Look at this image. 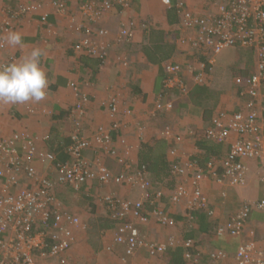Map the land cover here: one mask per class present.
Masks as SVG:
<instances>
[{
    "label": "built area",
    "instance_id": "obj_1",
    "mask_svg": "<svg viewBox=\"0 0 264 264\" xmlns=\"http://www.w3.org/2000/svg\"><path fill=\"white\" fill-rule=\"evenodd\" d=\"M166 8L175 6L183 18L181 33L175 41L184 51L183 61L164 63L165 89L160 92L150 110L152 118L158 114H170L175 105L174 94L187 97L192 87L208 85V65H214L216 57L226 50L245 48L255 53V68L247 86L240 91L237 112L217 109L207 128L178 131L173 124L164 123L159 137L168 146L172 177L175 185L171 190L154 185L148 174L138 167V156L129 142L128 134L136 131L143 139L146 127L135 119L133 108H122L119 94L114 93L102 103L110 118L109 126H98L85 135L76 128L68 136L70 145L65 149L66 160L61 161L49 149L37 145L36 138L24 130L4 134L0 130V264H69L73 247L80 239L88 238L89 225L85 214L66 206L57 196L60 191L82 194L87 197L100 188L110 185L122 187L130 196L105 195L106 218L111 223L105 230L104 251L116 253L122 250L121 261L145 252L151 258L161 259L168 251L184 249L183 257L188 264H197L202 258L192 238L181 239L172 234L177 227L170 208L184 206L183 220L191 228L196 224V212L210 214V197L204 184L212 182L223 187L241 188L248 182L251 163H256L259 179L264 183V0H214L206 9L187 8L184 2L160 0ZM133 0H84L79 7V17L87 22L83 38L75 44L78 55L97 59L101 65L110 62L113 47L107 39L118 45L132 41L134 24L121 25L112 38L105 28H95L104 15L116 7L126 10ZM67 4L56 3L59 13H65ZM40 4L20 6L15 14L9 12L0 26V55L7 47L5 34L13 30V20L22 15L39 14ZM43 24L46 16H41ZM71 18V26L76 22ZM70 26V24H69ZM4 33V34H3ZM3 34V36H2ZM10 62L0 60V65ZM123 67L129 65L122 56L116 58ZM77 96L82 95L79 85L69 84ZM92 101L86 95L75 106L78 120L85 118ZM232 109V108H231ZM78 127L81 124H76ZM205 138L209 142L228 145V153L214 158L204 165L186 157L181 146L186 142L197 143ZM236 137L235 139H233ZM48 137H44L46 141ZM87 153H93L89 159ZM104 153L120 167L114 172L102 157ZM200 153L195 146V154ZM223 198L226 190L221 191ZM150 201L149 207L145 204ZM264 213V198L247 200L240 210L226 223L218 227V236H230L239 240L236 253L229 257L224 251L208 254L212 263L264 264V241L257 240L254 231L248 229L251 212ZM90 214V213H89ZM91 215V214H90ZM158 225L168 231L164 240L153 241L144 235L143 229Z\"/></svg>",
    "mask_w": 264,
    "mask_h": 264
},
{
    "label": "crops",
    "instance_id": "obj_2",
    "mask_svg": "<svg viewBox=\"0 0 264 264\" xmlns=\"http://www.w3.org/2000/svg\"><path fill=\"white\" fill-rule=\"evenodd\" d=\"M53 1L58 2L59 0H0V26L5 18L7 7L11 6L13 8L21 3L24 5H26L25 3H39L42 5V13L48 16L47 24L41 22L38 14L22 17V20L18 22L13 31L21 33L23 37V47L11 46L7 41L8 35L6 34L7 47L0 55V60L4 62L18 61L22 57H26L32 49L40 48L44 53L42 65L49 78L47 95L45 99L40 101L41 104L38 105L39 109L43 110V113L30 116L29 119L26 120H19L18 118L23 114L17 110L15 106L11 107L0 103V109H3L0 116L1 132L5 131L12 133L15 130L24 129L30 131L31 135L48 137L46 141L40 142L41 147L51 151H54L53 148H57V146L63 147L64 149L67 148L70 145L68 135L71 130L68 129L67 132L65 125L68 121L64 120H66L69 115V108L77 100L75 92L70 89L71 87L69 84L71 83H78L80 87L85 88V91L93 97L91 98V105H88V115L94 119L96 123L95 126L97 127L99 125L109 126L111 123L110 118L107 116L101 104L110 99L111 95L114 93V89H120L122 91V108H133L136 116L135 119L132 120V123L136 124L137 121H142L143 125L146 127V135L143 139H139L137 136H133L129 139L137 156L142 144H156V141L160 139L159 131L164 123L173 124L178 131H184L190 126L199 130L204 127L202 109L191 104L188 98H178L176 95H174L176 96L175 101L177 102V109L175 112L170 114H158L155 118L149 115L150 110L153 108V103L162 89V81L165 72L158 64H152L147 61L139 52L128 51L127 48H129V46H118L115 48L111 53L110 62L104 64V66L96 59L75 54L72 47L74 42L81 38V35L78 37V35L75 34L76 32L69 28V14L66 12L58 13L54 10L52 7ZM172 1L174 3L184 2L187 8H196L200 11L206 9L208 5V2L206 3L208 0ZM71 3L72 2H68V5ZM75 5L76 4H72V7H75ZM170 11L171 10L166 8L160 0H133L130 8L126 10L116 7L108 12L99 26L108 29L112 33V38H114L118 34L123 23H134L135 37L132 40L133 44H131V47L138 49V47L149 41L147 39L148 33L142 27V23L144 22H149L152 28L162 31L165 35L169 34V30L172 28L170 21L175 20V16H177L174 12ZM68 46L70 48L65 56V61L63 63L64 69L62 68L61 73H57L58 70L52 71L53 65L56 63L54 62L56 59L55 52L60 50L62 53L60 57H62ZM55 49L57 50L54 51ZM118 53L130 60V69L124 70L114 64L115 56ZM7 56L8 58L6 59ZM177 57V54H175L171 59H177ZM179 57L181 58V55ZM4 58L5 60H3ZM134 88H137L138 92H135ZM63 91H65L68 96L60 95L57 98L55 97L56 94ZM233 92L234 91H229L227 94L223 95L222 100L226 97L224 100L225 102L227 101L228 104L230 103L229 101L232 102L233 100L234 103L237 104L239 99L234 98ZM180 103L184 104L183 108H180ZM192 114L193 119H189L192 117ZM6 122L10 123L8 127L5 125ZM131 133L133 132L128 134V138ZM235 138L236 137L233 139ZM55 142H60L61 145H56ZM192 144L195 150L196 143ZM105 161L114 172L120 171V167L114 159L105 157ZM257 173L261 175L262 172H258V167L255 162L251 163L248 185L243 188L223 187L218 184H212V182L204 184L205 192L208 193L210 197V214L207 211H203L202 213L210 218L209 221L207 219L206 221L214 227V233H216L219 226L226 224L230 218L240 210L243 200L264 198V183L261 182ZM218 190L220 192L226 190L227 197L223 198L221 196L222 199ZM95 204L97 205V213L95 215L93 212L95 220L90 225V227L92 225L95 227L94 232L90 230L88 238L78 241L70 253L69 264H76L74 258L78 260L77 264L121 263V260L118 258L122 252L121 249L118 250L117 254H108L104 251V234L105 230L110 228V225L105 222V220L108 221V219L106 218L102 202L97 200ZM170 210L171 213L175 215L172 216L177 218L178 226L183 225L184 220L182 214L184 206H174L171 207ZM176 212H178V214ZM198 227L199 224L196 223L193 228L194 236L188 234L186 236L181 235L179 238L187 239L189 237L195 240L196 248L200 252V256H202L200 264H203V261L208 262L205 264H213L208 260V254L215 250H224L229 256L234 255L239 244L237 238H232L230 236L218 238V236L215 235V237H210L208 235L210 230L201 232L198 230ZM248 229L256 232L257 240L264 241V213L256 212L248 222ZM149 230V236L153 239L157 238V240H162L169 233L154 224ZM170 232H172V230ZM176 232L181 234L182 230L179 231L176 229ZM146 256H148L147 253L139 252L138 255L130 258V260L124 264H170L168 257L154 261ZM221 264H229V262H222Z\"/></svg>",
    "mask_w": 264,
    "mask_h": 264
},
{
    "label": "trees",
    "instance_id": "obj_3",
    "mask_svg": "<svg viewBox=\"0 0 264 264\" xmlns=\"http://www.w3.org/2000/svg\"><path fill=\"white\" fill-rule=\"evenodd\" d=\"M212 1L214 0H208L206 1V3L208 2V5H209V3ZM168 9L171 10L170 12H174V14L178 16V17L175 16V20L170 21L172 28H170L171 30H169L168 35H165V33H163L160 30H155V28H152L149 22H144L142 23V27L148 33L147 34V39L149 40L148 42L138 47V49H134V47H131L132 46L131 44H133L132 41H123L122 43H120V46H129V48H127L128 51L130 52L134 51L137 53L139 52L150 63L158 64L161 67V69L164 70L165 73L166 71H165V67L163 66V64L169 61H177V63L178 62L181 63L183 60L179 56L180 55L182 56V54H184V51H181L178 45H176L175 41L174 43L172 42L173 39L176 40V38H178L179 34L181 33L182 25H183V18L181 17V15H179L178 13L179 9L177 7L172 6L171 8H168ZM195 10L196 8H193L192 11H195ZM133 28L135 31V24ZM229 50H231L230 52H232L233 50V54L236 55V58H237L235 62L233 60V63H231V65L228 66V70H229L228 74L230 75V78L235 79L234 81H232L233 86L235 87V89L232 91H234L233 92L234 98L237 99L239 98L240 91L243 90L248 84L250 75L252 74L255 68L256 58H255V53L252 49L236 48V49H229ZM175 54H177L178 56L177 59H171ZM219 56L220 55L216 57V63L214 65L212 64L208 65L207 74H210L213 71L215 73V69L219 66V64H222L221 62H218ZM231 57H232V54H231ZM245 59H247L248 62L240 65L239 63L243 62ZM126 61L129 63L127 68L123 67L121 64H119V62H116V59H115L114 64L116 66L123 68L124 70H128L131 67V62L127 59ZM215 76L217 77V75L215 74L212 78L207 80L209 83L208 85L192 87L191 90L189 91L188 96L186 97L188 98V101L191 104H194L198 108L202 109L203 121L205 124L203 128L208 127V125L210 124L211 118L213 117L217 109H224V110L234 111V112H237L240 109L239 105L234 103V100L232 102L229 101L230 102L229 104L227 102L222 101V97L224 95L223 91L229 88L228 87L222 88L221 87L222 84H219L218 80L215 79ZM166 77L167 76L165 74L163 81H162V89L160 92H162L163 90L168 91L164 88L165 87L164 81ZM134 90L135 92L136 91L138 92L137 88H134ZM174 97H172L171 100L173 101L175 108L171 113L175 112L177 109L176 108L177 102L175 101L176 96ZM219 103L221 104L222 107H219V108L214 107L215 105H218ZM183 107H184V104L180 103V108H183ZM191 129L199 130L197 128H191ZM58 144H60V142L56 143V145ZM196 147L198 151H200V153L193 154L191 159L197 161L201 165H204L207 161L212 160L214 158H221L226 153H228V149H229L228 145L212 143L202 137L201 139L197 140ZM53 150L54 151L52 152H54L58 156L59 160L61 161L66 160L65 149L63 147L57 146V148H53ZM167 152H168L167 143L161 139H158L156 141V144L154 145L142 144L141 149L138 154V167L140 168V170H143L148 174L149 178L151 179V181L154 183L155 186L156 184L159 187H164V185L165 186L168 185V187L166 186V188H168V190H171L174 188L175 182L172 177L173 175H172L171 163L169 161ZM149 205H150V201H147L145 206L149 207ZM255 213L256 212L254 211L251 212L250 217H252ZM195 217H196L197 224L199 222L198 230H200L201 232H207L210 230V233L208 234L210 237L211 236L215 237L217 235V234L215 235L214 233V227L210 225L208 222L210 219L209 217H207L202 212H196ZM206 219L208 221H206ZM184 252H185L184 249L178 248L173 251H168V253L164 257L169 258L170 264H187L183 257Z\"/></svg>",
    "mask_w": 264,
    "mask_h": 264
},
{
    "label": "rangeland",
    "instance_id": "obj_4",
    "mask_svg": "<svg viewBox=\"0 0 264 264\" xmlns=\"http://www.w3.org/2000/svg\"><path fill=\"white\" fill-rule=\"evenodd\" d=\"M97 1V0H96ZM56 3H57V1H53L52 2V7L54 8V10H55V6H56ZM27 6L29 5V3H25ZM72 4H76L75 5V7H72V5H71V7L69 8V10H70V12H73V14H74V12H76V10H79V7L83 4V0H73L72 1ZM26 5H24V4H17L15 7H11V6H9V7H7V11H6V15L5 16H8L9 15V12H11V14H15L17 11H18V8L20 7V6H26ZM28 15H31V14H28ZM28 15H22V16H20L19 18H17V19H15V20H13V25L14 26H16L17 24H18V22H20L22 19V17H28ZM68 17H70V18H75L76 16L75 15H71V16H68ZM70 23V26H69V28L72 30V31H74V32H76L75 34H77L78 35V37L80 36V31L79 32H77L76 30H74V29H72L73 27L74 28H76V29H80L81 30V28H84V27H86V26H88L89 24H87V22H84V21H82V20H79V21H76V22H74V24H72V26H71V22H69ZM95 28H97V25L95 26ZM4 34V33H3ZM3 34H2V36H3ZM7 35L9 34V33H6ZM5 34V41H6V35ZM4 37V36H3ZM78 40V39H77ZM75 41L74 43H77L78 41ZM107 41L108 42H111L112 43V45H113V47L111 48V50H110V52H109V57H111V53L114 51V49L115 48H117L118 46H120V45H118L116 42H113V41H111V40H109V39H107ZM6 45H7V43H6ZM74 45V44H73ZM69 46L67 47V49H66V51H65V53H64V55L62 56V57H60V54H62L61 53V51L60 50H57V49H55L54 51H56L55 52V56H56V59H55V61L54 62H56L54 65H53V69H52V71H54V70H58V72L57 73H61V70H62V68L64 69V66H63V63H64V61H65V56H66V53L68 52V50H69ZM231 50H226L224 53H222L219 57H218V62H221L222 64H220L216 69H215V73H214V71L212 72V73H210V74H208V77L209 78H212L215 74L217 75V77L215 76V79L216 80H218V82H219V84H222L221 85V87L223 88V87H228L229 89H226V90H224L223 91V93H224V95L225 94H227L229 91H232V90H234L235 89V87L233 86V83H232V81H234L235 79L234 78H230V75L228 74V72H229V70H228V66H230L231 65V63H233V60H234V62H235V60H237V58H236V55H234L233 54V50H232V52H230ZM231 54H232V57H233V59H232V57H231ZM120 56H122V57H124L125 59H127L125 56H123V55H121V54H117L116 56H115V59L116 58H118V57H120ZM230 56V57H229ZM226 57V58H225ZM8 58V56L6 57V59ZM224 58V59H223ZM3 60H5V58L3 59ZM128 60V59H127ZM223 60V61H222ZM130 61V60H129ZM226 61V62H225ZM246 62H248V60L247 59H245L243 62H240L239 64L240 65H242V64H244V63H246ZM52 65V64H51ZM220 67V68H219ZM219 68V69H218ZM229 80H231V81H229ZM86 86V85H85ZM73 92H75L74 91V89H72V88H70ZM86 89L85 88H83V87H79V91L82 93V95H86L87 97H88V99L90 100V101H92L91 100V98H93L89 93H87L86 91H85ZM48 91V90H47ZM51 91V90H50ZM114 93H116V94H119V96H120V99H121V101H122V95H123V93H122V91L120 90V89H114ZM113 93V94H114ZM112 94V95H113ZM60 95H65V96H68L67 95V93L65 92V91H63V92H59L58 94H56L55 95V97L57 98V97H59ZM82 95H80V96H77V93H75V96H76V101L71 105V107L69 108V110H68V112H69V115L67 116V118H66V120H64V121H68L67 122V124L65 125V129L67 130V132H68V129L69 130H71V132H73V131H75V129L76 128H80L81 129V132H84L85 133V135H87L88 133H89V130H93L94 128H97V126H95L96 125V123H95V121H94V119H92L89 115H88V110H89V108L87 109V112H85V114H86V117L85 118H81L80 120H78V116H79V114H77L76 112H75V106H76V104L79 102V100L81 99V97H82ZM224 99H226V97L224 98ZM222 100V101H224L225 102V100ZM227 102V101H226ZM2 104H5V105H9V106H15V108H17V110H19L23 115H20V118H18L19 120L20 119H23V120H26V119H29V117L30 116H36V115H38V114H40V113H43V110H40L39 109V106L38 105H40L41 103L40 102H32V101H29V102H26V103H22V104H6V103H2ZM89 104H87V106H88ZM214 107H216V108H219V107H222L221 106V104L219 103L218 105H215ZM14 110V109H13ZM3 111V109L1 110L0 109V116H1V112ZM15 111V110H14ZM88 115V116H87ZM108 116V115H107ZM191 116V115H190ZM16 117V116H15ZM32 118H35V117H32ZM0 119H1V117H0ZM189 119H193V114H192V117H190ZM93 122V123H92ZM9 122H6L5 123V125L8 127L9 126ZM76 124H81V126L80 127H78ZM171 124V123H170ZM100 126V125H99ZM101 126H103V125H101ZM69 127V128H68ZM191 128H195V127H193V126H190V127H188L184 132H187L188 133V131L191 129ZM62 129H64V128H62ZM64 129V130H65ZM19 130H24V129H19ZM61 130V129H60ZM24 131H26L27 133H31L30 131H27V130H24ZM70 132V133H71ZM133 132V131H132ZM3 133L4 134H8V133H10V132H5V131H3ZM69 133V134H70ZM69 136V135H68ZM133 136H135L136 137V131L134 130V132L133 133H131V135L129 136V138L128 139H131ZM33 137L34 138H36V143H37V145H39L40 146V142L41 141H43L44 140V137L43 136H38V135H33ZM66 149V148H65ZM181 149H182V151H183V153H184V155L186 156V157H189V156H191L192 154H194V152H195V150H194V145L192 144V143H189V142H186L185 144H183L182 146H181ZM194 150V151H193ZM193 151V152H192ZM101 155H103V156H106V155H104V153H101ZM222 155H224V154H222ZM221 155V156H222ZM87 157L89 158V159H92V158H94V154L93 153H87ZM107 157V156H106ZM102 159L105 161V157L103 158L102 157ZM106 162V161H105ZM107 164V163H106ZM257 175L259 176V173H257ZM248 185V182H247V184H246V186ZM167 187H168V185H166ZM166 186L164 185V188L165 189H167L168 190V188H166ZM246 186H244V187H246ZM97 189V193H96V195H95V193H93L94 195L93 196H89V197H87V196H85V195H82V194H78V195H75V194H73V193H71V192H65L64 190L63 191H60L59 193H58V197L59 198H61L62 199V201L66 204V206L67 207H69V208H71V209H73V210H75V211H78V212H81L82 213V215L83 214H85L86 216H85V221H87L86 223H88V225H89V232H90V230L91 231H93L94 232V228L95 227H93V225L90 227V225L92 224V222H94V216H93V212L95 213V215H96V213H97V203L95 204V202L97 201V200H100L101 201V199L105 196V195H108V194H113V195H117V196H124V195H126V196H130V197H132V198H134V199H136V198H138V193L137 192H132L131 194H129V192H127L126 191V189H124V188H122V187H118V186H114V185H110V186H108V187H103V188H100V187H96ZM241 188H243V187H241ZM219 191V190H218ZM219 193H220V197H221V192L219 191ZM222 198V197H221ZM223 199V198H222ZM246 202L247 200H243L242 202H241V206H242V203L243 202ZM92 214V215H90V214ZM177 214H178V212H176ZM234 216V215H233ZM232 216V217H233ZM231 217V218H232ZM230 218V219H231ZM105 222L107 223V224H109L110 225V228H112L111 227V223H109L107 220H105ZM184 224L183 225H181V226H178L177 225V227H174V228H172L171 230H172V234H176V236L178 235V236H181V235H183V236H186V235H190V236H194V229L193 228H191L189 225H188V223H186V222H183ZM198 224H199V222H198ZM110 228H107V229H110ZM176 229H178L179 231H181L182 230V233L180 234V233H177L176 232ZM144 231H142V232H144V235H148L149 236V234H150V230L149 229H143ZM180 234V235H179ZM90 234H88V236H89ZM167 236L168 235H166L162 240H164V239H166L167 238ZM156 237V236H155ZM195 238V237H194ZM151 240H153V241H158L157 240V238H152ZM107 241V239H105V242ZM104 246H105V243H104ZM75 247V246H74ZM73 247V248H74ZM73 250V249H72ZM72 252V251H71ZM109 254V253H108ZM111 254H114V252L113 253H111ZM116 254V253H115ZM135 257V256H134ZM147 258H149V259H153L154 261H156V260H158V259H155V258H151V257H149V256H146ZM70 258V257H69ZM118 258H119V260H121V256H118ZM75 260H76V264L78 263V260L76 259V258H74ZM160 259V258H159ZM130 260V259H129ZM69 262H70V260H69ZM128 262V261H127ZM126 262V263H127ZM200 262H201V259L198 261V263L197 264H200ZM205 263H208L207 261L205 262V261H203V264H205ZM212 263V262H211ZM222 262H219V263H215V264H221ZM47 264H58L57 262H55V261H51V262H48ZM120 264H124V262L123 261H121V263ZM214 264V263H213Z\"/></svg>",
    "mask_w": 264,
    "mask_h": 264
},
{
    "label": "clouds",
    "instance_id": "obj_5",
    "mask_svg": "<svg viewBox=\"0 0 264 264\" xmlns=\"http://www.w3.org/2000/svg\"><path fill=\"white\" fill-rule=\"evenodd\" d=\"M72 1L73 0H59L57 3L67 4L68 8L66 10V13L69 14V16L75 15L76 20L79 21V20H81L79 17V13H78L79 10H76V12H74V14H73V12H70V10H69L72 3L70 5H68V2H72ZM83 2H84V0H83ZM30 4H39V3H30ZM41 9H42V5H41ZM55 11H57L56 6H55ZM38 13H39L38 15L40 16V19H41V16H46V18L48 17L47 15L42 13V10ZM31 15H35V14H31ZM103 18H102V20H103ZM70 20H71V18L69 17V21ZM102 20L99 22V24L102 22ZM99 24H96L98 29L104 28V27L99 26ZM14 27H13V30L15 29ZM72 29L76 30L77 32L80 31L79 33L81 35V38H80V40H81L83 38V28H81V30H80V29H76L73 27ZM13 30L10 31L8 36H7L8 43L11 46L23 47V37H22L21 33L18 31H13ZM75 44L76 43H74V45L72 47L73 52H74ZM43 55H44V53H43L42 49L34 48L31 50V52L26 57H22L18 61H13V62L5 64V65H0V103L22 104V103H26L29 101L40 102L41 100L45 99V97L47 95V90L49 88V78H48L47 72L44 70V67L42 65ZM92 59H95V58H92ZM181 59L183 60L182 56H181ZM174 95H176V94H174ZM176 96H178V95H176ZM101 106H102V104H101ZM216 234H217V230H216L215 235ZM255 234H256V232H255ZM216 236H218V235H216ZM218 237L225 238L227 236H218ZM256 237H257V234H256ZM237 248H236V250H237ZM215 251H217V250H215ZM220 251H224V250H220ZM210 253H212V252H210ZM225 253L227 254V256H229L227 252H225ZM235 253H236V251H235ZM229 257H231V256H229Z\"/></svg>",
    "mask_w": 264,
    "mask_h": 264
}]
</instances>
